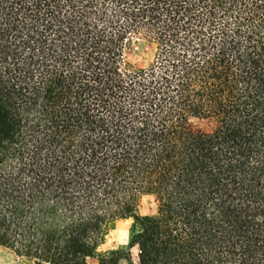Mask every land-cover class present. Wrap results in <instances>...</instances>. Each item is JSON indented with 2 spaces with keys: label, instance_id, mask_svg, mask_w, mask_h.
<instances>
[{
  "label": "trees",
  "instance_id": "obj_1",
  "mask_svg": "<svg viewBox=\"0 0 264 264\" xmlns=\"http://www.w3.org/2000/svg\"><path fill=\"white\" fill-rule=\"evenodd\" d=\"M140 38L153 59L134 67ZM0 247L264 264V0H0Z\"/></svg>",
  "mask_w": 264,
  "mask_h": 264
},
{
  "label": "rangeland",
  "instance_id": "obj_2",
  "mask_svg": "<svg viewBox=\"0 0 264 264\" xmlns=\"http://www.w3.org/2000/svg\"><path fill=\"white\" fill-rule=\"evenodd\" d=\"M153 59V48L148 41L140 38L133 42L128 53V61L134 67H145ZM190 128L194 130H208L209 124L206 122L193 120ZM156 210V203L151 196L143 197L139 202L137 213L142 217L153 215ZM132 228V220H120L111 224L106 230L104 242L100 247V252H108L121 246H126L129 242ZM135 256V251H133ZM0 264H33L30 261L17 257L11 251L0 247ZM89 264H96L94 259H89Z\"/></svg>",
  "mask_w": 264,
  "mask_h": 264
}]
</instances>
